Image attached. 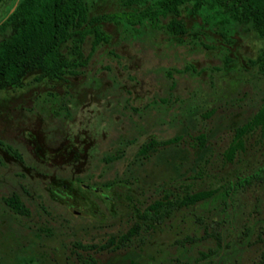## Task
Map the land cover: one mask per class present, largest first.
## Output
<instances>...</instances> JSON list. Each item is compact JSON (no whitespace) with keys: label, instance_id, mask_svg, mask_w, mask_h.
<instances>
[{"label":"rangeland","instance_id":"1","mask_svg":"<svg viewBox=\"0 0 264 264\" xmlns=\"http://www.w3.org/2000/svg\"><path fill=\"white\" fill-rule=\"evenodd\" d=\"M123 9L91 0L89 13ZM180 16L181 41L147 21H103L108 41L90 50L86 36L78 73L35 80L33 70L0 89V264H85L89 255L97 264H264V139L252 129L224 156L233 127L264 102V70L250 61L264 55V37H223L184 7ZM198 132L199 149L190 144ZM176 134L138 153L148 138ZM197 189L212 193L160 223L140 217L165 193ZM11 193L27 214L4 203Z\"/></svg>","mask_w":264,"mask_h":264},{"label":"trees","instance_id":"2","mask_svg":"<svg viewBox=\"0 0 264 264\" xmlns=\"http://www.w3.org/2000/svg\"><path fill=\"white\" fill-rule=\"evenodd\" d=\"M90 1L11 0L0 16V89L21 86L24 75L33 70H38L33 75L35 80L63 78L67 74L78 73L79 67L86 64L88 58V54L82 50L86 36L91 37L90 50L108 41L109 35L101 27L103 21L117 23L122 18L129 25L147 21L150 27L163 28L181 41L182 35L188 32L180 16L181 7H184L188 13L198 15L202 24L213 27L223 37L237 30L264 37V0H118L124 7L121 13L94 14L89 13ZM166 17V21H160ZM250 61L264 70L263 54H258ZM255 128L259 137L264 139V102L248 119L233 127L231 140L224 149V156L228 160L238 149H242L244 135ZM180 138V134L161 139L150 137L140 145L138 153L147 156L158 147L175 143ZM204 142L205 134L202 132L191 136L190 144L197 149ZM5 147L12 156L20 159L19 152L14 148L9 145ZM211 193L210 189L185 191L171 197L165 193L164 197L148 203L140 217L160 223L174 209L193 204ZM2 200L13 213H28L27 206L16 193L2 197ZM134 231L135 228L131 227L119 235L118 240L113 242L114 248L129 240ZM209 234L213 235L216 242L220 241L219 232L212 231ZM195 239L198 237H184L185 241ZM82 260L85 264H97L90 255Z\"/></svg>","mask_w":264,"mask_h":264},{"label":"water","instance_id":"3","mask_svg":"<svg viewBox=\"0 0 264 264\" xmlns=\"http://www.w3.org/2000/svg\"><path fill=\"white\" fill-rule=\"evenodd\" d=\"M90 187H93L94 189H97V187H95V186H90Z\"/></svg>","mask_w":264,"mask_h":264}]
</instances>
